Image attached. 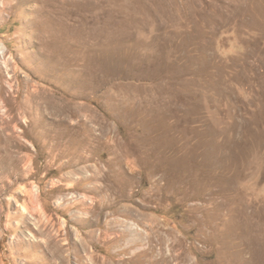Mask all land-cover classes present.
<instances>
[{"label":"rangeland","instance_id":"obj_1","mask_svg":"<svg viewBox=\"0 0 264 264\" xmlns=\"http://www.w3.org/2000/svg\"><path fill=\"white\" fill-rule=\"evenodd\" d=\"M0 264H264V0H0Z\"/></svg>","mask_w":264,"mask_h":264}]
</instances>
